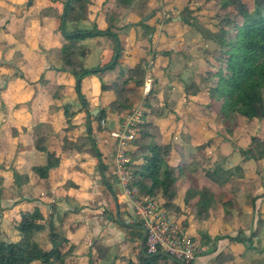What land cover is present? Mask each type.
Here are the masks:
<instances>
[{
    "label": "crops",
    "instance_id": "obj_1",
    "mask_svg": "<svg viewBox=\"0 0 264 264\" xmlns=\"http://www.w3.org/2000/svg\"><path fill=\"white\" fill-rule=\"evenodd\" d=\"M67 1L0 0V178L4 179L2 188L7 187L6 189L9 190L18 189L17 191L26 190L30 196L45 194L46 198L42 200L43 203L46 202L45 205L57 203L61 214L65 218L64 224H62L64 227L67 224H71V220H75L70 225L75 227L74 232H72L73 237L66 233V228L62 232L59 231L75 245V262L72 264H77L81 257L75 252H79L82 246L87 249L91 246L87 244V238L95 230L96 225L100 230L95 235L94 243L99 242L102 246L109 248L111 254L115 252V254L118 253L117 255H121L119 253L120 249L115 245L117 237L119 238L118 235L132 237L131 234L128 235L122 230L127 227H124L121 223L137 225L127 223L130 221L128 219H120L121 210H124L126 205L128 207V204L117 200V195L121 192L120 188L114 177L111 180L108 179L110 178L109 165L112 162V154L115 149L112 127L113 125L119 126L123 116L127 113L121 115L110 113L102 124L106 133L103 135L93 134V138L104 156L103 161L107 166L105 174L102 173L100 167H98L97 160L89 151L91 144L85 143L76 147L65 158L61 164V169L51 171L48 179L37 180L31 174L30 168L35 165H43L46 160L44 154L38 152L35 148L37 139L48 136L46 145H49L51 135L58 134L62 129L67 128L68 125L66 124L63 111V107L66 105L70 106L68 109L69 113L74 114L70 131L74 134L76 133V135H84L86 125L89 129V122L95 117L91 112L94 110L99 112L101 109H105L115 99L111 91L102 92L101 85L112 84L119 72H125L130 68L140 66L142 71H144L147 62L149 64L152 63L150 67L155 76V86L161 85V82L164 84L163 87L166 85L167 91L164 92L163 90V97L161 95L160 97L163 99L167 93V101L169 102L170 100L173 101V104H176V108L171 106V109L173 113L177 112L179 117H183L188 113L189 103L192 100L195 101L203 93L199 89V94L192 97L184 95L183 92L182 96H180L177 91V89H180L177 85L181 81L179 79L180 72H174L176 67H179L181 63L180 67L183 68V75L189 74L192 69L190 64H192L193 58L183 51L184 48L190 50L189 43L186 42L183 35L186 32H190L189 30L192 27L189 28L188 26L186 29L182 25L179 15H176L170 23H157L161 21L160 12L158 13L159 15L157 13L146 15L150 10L148 8L152 4L150 2L145 5L146 7L137 8V11L134 7L128 10L114 8L118 14V18L114 22L116 28L114 32L120 37L123 49L121 57L116 64L115 57H113L114 43L106 36L98 35L80 42V45L89 51L88 55L82 59L84 68L86 70L99 69L98 73L84 76L81 79L80 93L87 102V107H84L82 100L78 99L75 91V79L69 73L54 75L48 71L52 67H59L60 47L64 42L62 31L59 30L60 16L62 15L63 4ZM93 2H95L96 7L100 5L99 0H94ZM175 7L174 4H171L167 5L166 8L167 10H173ZM152 8H155V6L152 5ZM97 10L95 8L89 16H85L79 22H68L64 25L62 23L63 32L71 34L77 31H91L95 19H97V29L105 31L107 24L103 18H97ZM140 23L154 29V33L146 37V34H143L144 30L136 26ZM197 32L203 36L202 33ZM203 38L206 39L205 36ZM199 61L205 64L204 57H201ZM208 61L211 62V59L209 58ZM110 65H113V67L106 69V67H111ZM129 87L132 88L133 85L130 84ZM135 93L133 99L137 97L138 100L141 98L142 101V96L138 89ZM178 96H180L179 99H177ZM179 104H181V107H179ZM157 122L159 123L160 137L155 143H166L167 132L161 126L162 120ZM107 126L111 127L110 130L106 129ZM91 127H95L94 122H91ZM187 133V144L184 141L181 144L177 143L178 138L176 136L173 139L174 142L180 145L179 152H183L181 150H185L186 146L194 149L196 146L205 144L215 135L212 130H209L208 125L204 124L200 128L188 130ZM219 144L221 148L225 143ZM211 146L205 148L204 154L212 152L213 148ZM57 147V145L54 146V148ZM129 147L130 153L136 148L134 144ZM220 153L225 156L223 151ZM186 154L185 156H187ZM192 155L200 158L199 155L194 154V151H191V159L193 158ZM205 157L207 158L206 155ZM131 161L133 162L132 157ZM193 162L198 163L199 161L194 160ZM242 162L249 164L244 159H242ZM240 168L244 169V165L240 166ZM14 172L28 174L27 182L22 186L15 184L13 181ZM60 178L61 182L57 183L56 181ZM66 181L72 182L77 188L67 184L66 189L62 193L68 198L60 200L59 193L62 191L61 188ZM102 181H106V185L111 188L114 203H108L106 207L109 211L115 207L116 211L112 213L117 216L118 224L102 215L103 213L100 209L98 211L92 210L90 198L93 195V189L102 196L101 202L104 201ZM189 181V179H185L184 184L182 183V186H184V190L181 193L182 196H186L189 190ZM206 181L210 186L205 182L202 186L212 190V184L208 180ZM97 182L99 183L98 185ZM179 188H177L178 196L180 194ZM157 197L162 201L160 194ZM159 199L158 202L161 206ZM190 203L189 201V205ZM34 204L40 205L45 210L46 206L44 204L40 202ZM101 210L103 211L102 208ZM251 212L249 211V213ZM167 213L181 228L179 221L183 220V217L177 218L174 213ZM67 219H70V222ZM210 220L212 219L208 218L206 221L199 222L196 219L197 225L192 221H187L189 226L183 232L193 237L194 240H198L199 242H197L200 246L198 230L208 231L212 222ZM80 232L82 236L79 235V237L78 234ZM208 233L210 232L208 231ZM110 234L114 235L116 239L106 237ZM224 240L218 242L222 243ZM203 245L205 246V244H201V248H203ZM211 250V253L207 254H204L206 250L203 251L201 257L193 264H209L211 259L206 261V258L214 256L215 248ZM85 259V264H88V259Z\"/></svg>",
    "mask_w": 264,
    "mask_h": 264
},
{
    "label": "trees",
    "instance_id": "obj_2",
    "mask_svg": "<svg viewBox=\"0 0 264 264\" xmlns=\"http://www.w3.org/2000/svg\"><path fill=\"white\" fill-rule=\"evenodd\" d=\"M94 0H68L63 4L62 15L60 16V27L64 42L60 47L59 67L50 68L48 71L54 75L59 73H69L75 79V91L78 99L82 100L84 107H87L85 98L80 93L81 79L84 76L96 74L99 69L86 70L83 66L82 59L88 55L89 51L80 45V42L93 38L98 35L106 36L114 43L115 64L122 54V45L120 37L114 32L116 29L114 22L118 18L114 8L128 10L132 7H144L147 2L144 0H99L100 5H95ZM166 6L171 0H164ZM199 0H188L189 3ZM232 11H235L237 18L234 19V14L227 7L219 9L216 20L217 32L210 35L209 40L216 45V49L211 52L213 60L209 62L210 68L215 70L210 72L211 79L214 80L209 88L208 96L210 102L219 106V117L223 122L228 124L235 119H244L251 123H256L264 120V0H250L247 5L243 0H232ZM138 3V4H137ZM144 5V6H143ZM152 8V6H150ZM97 10V18H103L107 27L105 31L97 29V19L93 21L91 31H77L71 34H65L61 24L68 22H79L85 16H89L93 10ZM186 25L193 27L192 22L185 20ZM146 31V37L154 33V29L143 25H136ZM207 32V31H206ZM207 39V38H206ZM111 66V65H110ZM106 67V69L112 68ZM144 71L142 67L137 66L130 68L127 71L119 72L114 82L110 85H101L102 92L111 91L114 95V100L109 103L105 109H101L94 119L89 123V129L86 125L84 135H75L70 131L71 121L74 114L69 113L70 106L63 107L64 116L66 119L67 128H64L58 134L51 135L49 145H46L48 136H43L37 139L35 148L38 152L46 157L43 165H35L30 168V172L37 180L48 179L50 172L61 169V164L67 156L79 145L90 143L89 151L97 160L103 174L107 171V166L103 161V154L97 146V142L93 138L94 133L104 134L106 130L102 127V123L106 121L108 115L115 113L121 115L128 113L133 105V97L135 92L141 93L143 84ZM133 87L130 88L129 85ZM194 84V83H191ZM194 85H188L185 88L186 96H197L200 92L196 87L191 90ZM152 93L147 97L149 99ZM144 105V104H143ZM200 106V105H199ZM196 109V118L198 113L203 111L205 107L200 106ZM91 119V117H90ZM91 122L95 123V127H91ZM160 137V131L157 125L151 121L142 123L141 130L136 134L132 144L135 145V150L131 153L132 160L135 162L131 187L137 188L138 193L142 197L149 199L155 198L158 202L157 195L160 194L162 201L161 208L166 212H172L175 215H181V230L187 228V216L185 212L175 205V200L178 197V183L185 177L183 174L186 168L184 155L178 156V163H171L174 156L177 154L176 148L168 143H155ZM218 137V136H217ZM216 135L210 138L205 144L198 146L199 151L207 148L212 142L218 143ZM258 141L254 136L251 137L250 147L245 151L241 150L247 160L255 159L251 147ZM58 146L54 148V146ZM206 146V147H205ZM256 151V150H255ZM202 150L200 151V153ZM176 153V154H175ZM181 153V152H180ZM263 152L260 153L262 157ZM194 161V158H192ZM198 160L197 157L196 159ZM180 161V162H179ZM192 161V163H193ZM191 163V162H190ZM195 165L200 166L198 163ZM218 166L214 168L204 169V176L210 184L217 189L211 190L208 187L190 183L189 190L186 193L191 209L196 215L199 222L206 221L212 210V206L219 199L223 205H228L231 209L233 205L232 199L234 194L231 190L222 189L221 182L224 170ZM28 174L13 173L14 183L24 185L28 180ZM185 179V178H184ZM61 182V178L56 181ZM63 182V181H62ZM106 182V181H105ZM102 181V187L109 192L111 188ZM191 182V181H189ZM77 188L72 182L63 184L61 190H65L66 185ZM60 189V188H59ZM60 192V200H64L66 195ZM225 195L226 197H223ZM219 196V197H218ZM220 197L224 198L223 201ZM159 203V202H158ZM27 206L19 211L15 233L18 237L16 241H7L0 238V264H72L74 263L75 245L68 239L67 236L60 233L55 223V218H60V223H64V218L56 214L57 210L53 204L50 211H45L40 205L24 201ZM29 205V206H28ZM116 210L112 208V212ZM181 210V211H180ZM115 213V211H114ZM226 214L229 215L227 209ZM111 221L118 224L117 216L111 217L107 215ZM176 216V217H177ZM180 216V217H181ZM119 217V216H118ZM179 218V217H178ZM260 223V221H259ZM75 227L70 226V231ZM259 227L250 235L251 237L242 239L239 236H217L216 241L228 239L232 243H243L245 248H253L252 240L259 234ZM202 239H208V231L198 230ZM45 237V242L40 238ZM92 246V247H91ZM89 249L93 252L89 263L99 264L106 261L110 253L109 248L102 246L99 242H95ZM133 257L123 256L120 259H113V264H181L174 262L164 256H155L153 258H144L139 248V245L134 248ZM193 264V263H190Z\"/></svg>",
    "mask_w": 264,
    "mask_h": 264
},
{
    "label": "rangeland",
    "instance_id": "obj_3",
    "mask_svg": "<svg viewBox=\"0 0 264 264\" xmlns=\"http://www.w3.org/2000/svg\"><path fill=\"white\" fill-rule=\"evenodd\" d=\"M145 2H151V6L154 5L155 8L149 7V12L146 13V15H151L153 13H161V21H158L157 23H170L173 18L176 15H179L180 20L182 22V25L188 28V25L185 24V20L192 22L194 25L189 31L184 33V38L186 39V42L189 43L190 50H187V48H184V52L187 55H191L193 58L192 64H190V67L192 69L190 70L189 74H182L183 68L176 67L175 73L180 72V81L181 83H178V87L181 89H177L178 94L182 96V92L185 94V88L188 85H194L199 90H202V93L200 96L197 97V99L194 101L192 100L189 103V109L188 113H186L183 117H179V114L177 112L173 113L171 106H174L176 108V104H173V101L169 102L167 101V93L165 97H163V90L164 92L167 91L166 85L163 87V83L161 82V85L155 86V76L153 75L152 68L150 67L152 63H146L144 71H151L153 78H154V87L152 90V94L149 97L148 100L145 101L147 98H138L136 97L133 99V105L131 110L128 112H132L133 109H135L136 106L141 105V117L139 119V131L142 128V123L145 121H151L155 123L158 126L159 120H162L161 126H163L166 133V143H170L172 146L176 148L177 154L174 156V160L178 158L177 155L186 154L187 156H184V162L186 165V168L184 169L183 174L185 177H183L180 182L178 183V187L180 194L175 200V205H177L181 210V212H185L186 216L188 217L187 221L193 222L196 224V215L194 214V211L191 209V206L186 203V200L188 201V197L182 196L181 193L184 190V184L185 179H189L191 184L195 183V186H202L204 185V182L206 184V178L204 176V169H211L215 166L220 165L224 170V174L222 177L221 182L223 183L222 189L224 190H231V192L234 194L233 205L231 209L228 207V205H223V203L219 199L216 200V203L212 206V211L209 216L211 225L208 231V239H202L199 235L200 240V246L199 241H194L196 248L198 249L197 258L201 257V253L204 251H201V244L203 245V248H205L206 253H211V249L215 248V253L213 254L212 258H206V261L211 259L209 261V264H264V120L256 123L248 122L244 119H235L228 124L223 122L221 118L219 117V106H216L215 104H208L210 102L208 91L209 88L212 86L214 80L210 77V72L212 70H215L214 67L212 69L210 68V64L208 59L210 58L211 61L213 60L211 56V52L216 49V45L209 40L210 35L212 33H216V25L218 21L216 20L217 13L219 12V9L221 8H229V10L235 15L234 19L237 21H240V18H237V14H235V11H232V0H199L189 3L188 0H172L168 5L174 4L176 6L173 8V10H167V6L164 0H144ZM247 5L250 4V0H243ZM138 4V3H137ZM135 7L141 8L136 6V3L134 4ZM144 6V5H143ZM146 7V6H144ZM137 8L135 10L137 11ZM234 10V9H233ZM138 13H140L138 11ZM140 15V14H139ZM145 15V16H146ZM159 15V14H158ZM143 18V17H142ZM159 19V18H158ZM183 27V28H184ZM190 28V27H189ZM204 30V31H203ZM197 31L203 34L200 35ZM207 31V32H206ZM147 33V32H146ZM145 34V31L144 33ZM206 37L207 39L203 38ZM147 39V38H146ZM152 48V47H151ZM151 52V51H150ZM151 54V53H149ZM201 57H204L205 64H202L199 60ZM208 61V62H207ZM182 68V69H181ZM210 71V72H209ZM183 75V76H182ZM183 77V78H181ZM144 79V78H143ZM194 83V84H191ZM161 87V89H160ZM195 87H192L191 90L195 89ZM177 94V93H176ZM160 95L162 97H160ZM177 99H179V97ZM141 101V102H140ZM140 102V103H139ZM144 104V105H143ZM205 107L203 111H200L197 115L200 118H196V106ZM179 107H181V104H179ZM177 110V109H176ZM198 112V109H197ZM174 114V115H173ZM122 123V122H121ZM120 123V125H121ZM208 125L209 130H212L213 133L216 135L218 139V143L216 145L215 142L210 141L211 143L208 145H212L211 147L212 152H207V154H204L205 148L201 149L202 152L200 153L198 147L192 149L190 146L186 149H182L179 152V147L177 143H182V141L187 144L186 141L188 137L187 131L194 128H200V126ZM119 126L112 127L113 129V139L116 140L115 133H118L120 130ZM166 127V128H165ZM111 127H108L106 129L110 130ZM160 131V130H159ZM76 135V133H75ZM177 137V143L174 142V137ZM254 136L258 139V141L253 145L252 150L255 159L247 160V158L242 155L241 150L245 151L247 147H250L251 137ZM110 141V140H108ZM111 143V141H110ZM219 143H225L221 148L219 147ZM227 144V145H226ZM207 146V147H208ZM206 147V146H205ZM182 148V147H181ZM256 150V151H255ZM191 151H194V154H197L200 156L197 157L200 159L198 162V165H195L192 159L190 158ZM223 151L224 155L220 153ZM263 152L262 157L260 156V153ZM112 153V152H111ZM190 154V155H188ZM114 155V153L112 154ZM111 155V157H112ZM207 156V158L205 157ZM193 156V155H192ZM194 160L196 159V156H193ZM242 159L246 161L244 164L242 162ZM113 161V159H112ZM175 162V163H174ZM172 161L171 163L177 164L178 159L175 161ZM191 162V163H190ZM237 163V164H236ZM244 165V169L240 168V166ZM134 161L132 162L131 169L134 171ZM112 162L109 165V171H110V178L109 180L113 179V175H111L112 172ZM185 178V179H184ZM2 178H0V238L5 239L7 241H16L18 233H15L16 229V221L18 218L19 211L23 208H26L23 204L24 201H28L30 203H43V199L46 198L45 194L42 195H34L30 196L29 193L26 190L23 191H17L16 190H9L6 188H2L3 183ZM47 183V182H46ZM183 183V184H182ZM99 183L97 182V185ZM101 184V179H100ZM209 185V184H208ZM210 186V185H209ZM6 189V190H4ZM212 190H215L217 193V189L214 185H212ZM64 191V190H63ZM62 191V192H63ZM92 191V190H91ZM94 191V192H93ZM93 195L91 196L90 204L93 208L92 210L100 209V211L103 213L105 217H108L109 214L111 217L115 216V214L112 213V209L109 211L106 205L108 203H114L113 196L111 195V192H109L106 189L102 190L103 193V200L106 202H101L102 196L98 194V192L93 189ZM60 194V193H59ZM218 195V193H217ZM81 196V195H78ZM223 197H226L225 195H222ZM122 197V196H121ZM117 198L122 200V198ZM219 197V196H218ZM68 197H65L67 199ZM158 198V197H157ZM159 199V198H158ZM220 199L223 201L224 198L220 197ZM192 202L193 200H189ZM57 202V200H56ZM163 202V201H162ZM56 207L55 210H57L56 214H59V216H64L61 214L59 206L57 203H53ZM53 204H47L45 205V210L50 211V208ZM29 206V205H28ZM103 209V211L101 210ZM127 205L124 207V210H121L120 213V219L123 220H132L133 217L130 215L131 212L129 208L127 209ZM227 209L229 210V215L226 214ZM116 211V210H114ZM249 211H252L249 213ZM175 215V214H174ZM177 216V215H176ZM175 216V217H176ZM181 215H178L177 218ZM114 218V217H113ZM65 219V218H64ZM183 219V218H182ZM60 218H55V223L58 227V229L62 232L63 229L66 228V233L70 234L73 237L72 231H70V225L73 224L75 220H71V224H67L66 227L60 223ZM70 222V219H67ZM84 220V219H83ZM180 220V225H181ZM260 221V223H259ZM64 224V223H63ZM225 224V226H223ZM227 225V227H226ZM119 226V225H118ZM120 228H123L119 226ZM203 227V225H202ZM259 227L260 231L258 236L252 240L253 248H245V245L243 243H232L228 239H225L222 243H219L214 240L215 237L221 235V236H229V237H235L239 236L242 239L251 237L250 235ZM119 229V228H118ZM100 228L96 225V228L93 232L90 233L88 236L87 244L93 245L94 239L96 233H98ZM120 230V229H119ZM128 235H132V237L129 236H122L121 234L117 237V242H115V245L120 249L121 255L124 259L127 257H133L134 255V248L137 247L138 242L143 237V232L138 229H130V228H123ZM121 231V230H120ZM82 236L81 232L78 234V236ZM79 236V237H80ZM107 238L111 237V239H114V235L110 234L106 236ZM191 237V236H189ZM213 239H211V238ZM192 238V237H191ZM42 242H45V237L40 238ZM116 239V238H115ZM197 239V238H196ZM112 241V240H111ZM132 244V245H130ZM88 245V246H89ZM217 245V246H216ZM92 247V246H91ZM207 247V248H206ZM218 250V251H217ZM119 251V250H118ZM92 251L89 250V248H85L82 246V249L79 250V252H75L79 254L81 257V260L77 264H85L86 259H88V264L91 258L92 254H90ZM93 253V252H92ZM118 253L113 254L109 253L108 258L106 261L101 262L99 264H113L112 259H120L122 256L117 255ZM203 254V255H204ZM232 261V262H231ZM206 263V262H205Z\"/></svg>",
    "mask_w": 264,
    "mask_h": 264
},
{
    "label": "built area",
    "instance_id": "obj_4",
    "mask_svg": "<svg viewBox=\"0 0 264 264\" xmlns=\"http://www.w3.org/2000/svg\"><path fill=\"white\" fill-rule=\"evenodd\" d=\"M153 87L152 72L146 70L141 88L142 98H147ZM141 105L136 106L132 112L123 116L120 130L115 133L111 175H113L121 191L117 198L122 196V200H117L128 204L133 219L127 223L137 224L146 229L145 251L147 254L165 253L176 262L194 263L198 259L197 253H199L193 241L194 238L189 237L181 230L169 214L160 207L155 198L142 197L137 188L130 186L133 171L129 146L139 132L138 121L141 117ZM203 249L201 248V251Z\"/></svg>",
    "mask_w": 264,
    "mask_h": 264
},
{
    "label": "water",
    "instance_id": "obj_5",
    "mask_svg": "<svg viewBox=\"0 0 264 264\" xmlns=\"http://www.w3.org/2000/svg\"><path fill=\"white\" fill-rule=\"evenodd\" d=\"M97 113H98V110H94V111L91 112V114L93 116H96ZM119 223H121V222L119 221ZM121 225H123L124 227L130 228V229H138V230H141L143 232L144 235H143V237H142V239L140 241L139 248H140L144 258H153L155 256H164V257L168 258L169 260L175 262V260L173 258H171L170 256L166 255L165 253H157V254H153V255H150V254L146 253V251H145V239H146L147 232H146L145 228H143L140 225H127L125 223H121Z\"/></svg>",
    "mask_w": 264,
    "mask_h": 264
}]
</instances>
